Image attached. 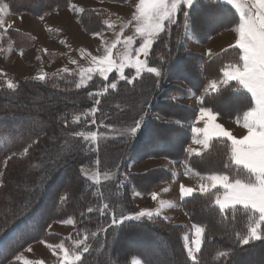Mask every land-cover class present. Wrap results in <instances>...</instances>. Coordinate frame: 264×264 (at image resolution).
I'll return each mask as SVG.
<instances>
[{
    "label": "trees",
    "instance_id": "1",
    "mask_svg": "<svg viewBox=\"0 0 264 264\" xmlns=\"http://www.w3.org/2000/svg\"><path fill=\"white\" fill-rule=\"evenodd\" d=\"M5 2L12 14L40 17L68 8L71 0ZM84 10L76 17L83 32L110 29V12ZM186 11L191 35L203 45L238 23L237 12L220 0H195ZM183 19L178 13L176 22L168 24L152 45L149 66L162 68L159 78L144 72L128 83L113 71L107 81L95 74L86 86L76 88L80 76L75 69L49 72L45 81L0 71V139L4 140L0 143V264L19 257L33 243L63 242L75 248L74 242L85 235L89 251L77 264H131L135 259L141 264H193L185 248V226L157 215L127 218L137 212L132 193L148 195L170 181L172 173L163 167L131 172L129 164L164 157L180 160L200 174L242 176L230 165V141L225 138L211 139L201 154L188 153L191 134L181 123L194 121L197 110L174 97L195 95L198 108L208 107L228 120L242 119L251 97L235 81L204 93L209 81L220 79L225 67L238 60L239 50L227 47L207 58L188 49L183 44ZM5 34L17 51L38 42L34 35L11 27ZM45 54L49 59L59 57L52 51ZM125 75L134 76V71L127 69ZM113 77H117V89L105 92ZM8 80L15 89L7 88ZM76 117L80 119L74 122ZM135 120H141L142 128L129 137L126 129ZM88 131L97 132L96 141L76 135ZM84 168L100 172L101 184L87 179ZM105 172L109 179H104ZM215 192H194L181 200L191 224L205 228L196 253L198 264H264V238L242 244L238 235L247 234V214L239 207L221 213L214 205ZM105 203L109 209L101 214ZM89 207L92 212L87 211ZM68 218L75 221L68 234L49 231L51 223ZM221 252L228 255L222 257Z\"/></svg>",
    "mask_w": 264,
    "mask_h": 264
},
{
    "label": "snow or ice",
    "instance_id": "2",
    "mask_svg": "<svg viewBox=\"0 0 264 264\" xmlns=\"http://www.w3.org/2000/svg\"><path fill=\"white\" fill-rule=\"evenodd\" d=\"M226 2L233 6L238 13V24L234 29L237 33V39L233 45H230V48L239 50L238 60L230 62L225 67L222 81L212 80L209 87L215 92L219 90L221 83L227 84L230 81H235L247 94H250L251 106L242 114V127L246 129V134L241 138H237L221 124L216 123L217 113L204 106L200 107L196 121L197 123L203 121L204 126L193 127L192 132L197 134L194 143L203 144L205 148L209 146V141L213 137H224L231 142L229 149L230 165H234L237 172L242 173V176L230 178L229 175L224 173L201 176L202 180L210 181V184H201L199 190L201 193H210L213 189L216 190L214 205L218 206L221 213L235 212L239 207L247 214V234L238 235V239L242 244H248L251 240L264 238V0H226ZM193 3L194 0H138L132 19L121 27L122 34L129 25H134V34L124 37L123 40L118 34L116 40L104 48L105 54L103 56H91L94 66L79 70L80 82L75 85L76 88L86 86L87 81H91L93 75L97 73L107 81L109 73L113 70L118 74L119 80H125L128 83H132L144 72L154 74L157 78L161 77V67L149 66L148 58L152 45L159 39L160 34L166 30L168 24L176 22L178 13L183 14L185 27L187 28L189 12L185 9L191 8ZM69 8L73 12L85 11L74 4H69ZM8 12L9 4L5 0H0V36L7 31V27H10V25L6 27L5 21ZM108 26L110 28L114 27V22ZM93 35H100V33H93ZM137 38L139 39V46L134 47ZM121 43L124 45V51L114 58L113 49ZM0 51H4V49L0 48ZM8 51H11V46H9ZM209 55H211L210 51ZM71 62L76 63L74 60ZM126 68L135 69V75L126 76ZM63 71L68 72V69L65 68ZM35 79L45 81L46 74L37 75ZM117 86V77H113L112 81L104 86V91L106 92L109 88L115 90ZM15 87L16 85L12 80L7 81L9 90L15 89ZM96 103L99 104L100 101L96 100ZM201 104H203L202 100ZM90 114L94 115V112ZM79 119V117H76L74 122L79 121ZM237 122L241 123V118H238ZM177 123L180 122L177 121ZM141 128V120H135L126 129V134L129 137H135ZM200 134H202L203 139L199 138ZM76 135L83 137L86 141H96L98 136L95 131L79 132ZM3 142L4 140L0 139V143ZM23 151L27 153L28 148H24ZM190 151L194 150L190 149ZM103 176L105 179L110 178L107 172L103 173ZM87 179L93 184L99 185L101 184V173L98 171L93 172ZM164 191H168V189H164ZM193 191L194 189L191 187H186L183 184L180 186L182 198L191 196ZM157 195L155 192L151 193L154 201L157 200ZM168 206L174 205L169 202ZM107 209H109V205L105 203L100 210L101 214H104ZM87 211L92 212L93 209L89 207ZM159 214L160 209H157L155 213L145 209L137 213L134 218L139 219L145 216L151 218L153 215L158 216ZM116 222L113 219V223ZM62 223L74 224L75 221L68 218ZM193 228L194 239L191 240L190 245L186 243L185 247L193 264H198L196 253L201 250L205 228L200 225H193ZM92 235L95 236L96 233H92ZM184 239L187 241L189 237L186 235ZM87 240V235L83 239H77L74 242L75 248L66 247L63 242L48 243L47 247L54 250V255L55 249H59L63 253L61 264H77L81 261L83 253L89 251L86 244ZM41 242L44 243V241ZM219 255L223 257L228 253L221 252ZM17 259H22V257H17ZM23 264H43V261L23 260Z\"/></svg>",
    "mask_w": 264,
    "mask_h": 264
},
{
    "label": "rangeland",
    "instance_id": "3",
    "mask_svg": "<svg viewBox=\"0 0 264 264\" xmlns=\"http://www.w3.org/2000/svg\"><path fill=\"white\" fill-rule=\"evenodd\" d=\"M220 1H223L224 3L228 4L226 0H220ZM137 3L138 0H129L128 2L125 3H116L106 0H71L70 4H74L78 8H83V9L103 8L111 13L112 16L108 22V25L114 22V27H111L109 30L101 32L100 35H95V36L93 34L85 33L79 28V25L76 21V17L77 14H79L80 12H73L69 7L68 8L70 9L69 10L70 13L71 14L76 13L75 16H72L71 14L68 13V11H66L68 8L64 10H60L58 14L56 16L53 15V17L50 14L43 15L42 16L43 19H41V17L33 16L28 13H19L13 15L12 13L10 14L8 12V14L5 16L6 27L7 25H10L11 28L18 30L21 29V31L34 34V36L38 41V45L34 46L33 48L29 49L27 52L23 53L22 57H17V55L13 54L16 52L12 48L11 51H8L9 46H11L10 40L7 37V35L4 33L2 36H0V48L4 49V51H0V71L3 72L4 70H8L9 72L17 74L19 76L27 75L29 77H36L37 75L46 74L47 72H53L55 70L74 68L79 74V70L81 68L94 66L91 61V56H103L105 54L104 48L108 44H111V42L116 40L118 34L120 35L121 40H123V38L126 36L134 34V25H129L122 34H121V27L123 24H126L128 21L132 19V14L135 11V5ZM231 7L235 10L233 6ZM188 9L189 8H186L185 10ZM207 19L210 20L209 17H207ZM187 25L188 26L186 28L185 18H184L183 19L184 45L186 41H188L187 43L190 44L194 40V38L191 35L189 19L187 21ZM235 27L228 30H223L222 32L216 34L215 36L219 35L218 38L212 40L210 44L203 45L195 40L196 42L194 43V46L192 44L190 46L193 49L188 48L186 45L185 46L188 49L197 51L202 55L205 54L208 56L207 58H209L216 52L224 48L230 47V45H233L235 43V40L237 39V33L234 30ZM188 32L191 36L190 38L193 40L186 38ZM138 46H139V39L137 38L134 47H138ZM45 50L56 51V53H58L59 55L57 61L56 59L50 60L45 54ZM123 51H124V45L122 43L118 44L117 47L113 49V57L116 58L118 54H122ZM209 51L211 52V55H209ZM5 58H7V60H5ZM141 59H143V57H141ZM73 60L76 61V63H72L71 61ZM127 69L128 68H126L125 71ZM132 70L134 71V75H135V69ZM96 75H98V73ZM223 79L224 76L222 74V77L217 81L219 82L222 81ZM211 81H209L206 87L204 88L205 92L207 93L210 91L213 92L209 87ZM225 85L226 84L221 83L219 85V88ZM198 116H199V111L197 112V117L195 118L194 125L190 127L191 132L193 127L204 126L203 121H200L199 123L196 122ZM216 123L221 124L226 130L230 131L237 138H241L243 135L246 134V129L242 127V122L239 124L233 120H226L219 118L217 116ZM196 138H197V134L193 133V136L191 135V141L188 146L189 154L202 152L201 146L197 143H194V140ZM199 138L203 139L202 134L199 135ZM213 138H218V137H213ZM220 138H224V137H220ZM190 149L194 151H190ZM159 161L165 162V158L159 159ZM134 166H136L135 163L131 164L130 170H132ZM178 167H180L179 164ZM83 170L87 177L91 175L93 172H97V170L94 168L93 169L84 168ZM187 171H189V173H192V175H190L189 177H185L180 181V182H187V181L190 182V184L184 186L199 190L201 184H210V181L201 179V176H207V175H197L188 168ZM195 192H200V191H195ZM155 208L156 210L159 209L157 208V205H155ZM139 212L140 211H138V213ZM136 214L137 212L134 214H128L127 218L132 217L128 219H136L134 218ZM71 228H72V224L53 222L49 226V231L68 233L71 230ZM187 236L189 237V239L186 241V243L190 245L191 240L194 239V235L191 230L189 233H187ZM47 244L48 243L45 242L42 243L41 241L31 244L28 246L29 248L26 247L19 255V257H22V259H17V258L14 260L12 259L7 264H23V260H28L32 262L43 261V264H61L63 253L59 249H55V255H54L53 254L54 250L49 249L47 247ZM29 249H31V251H29ZM134 262L135 264H141L139 259H135L134 261H132L131 264H134Z\"/></svg>",
    "mask_w": 264,
    "mask_h": 264
},
{
    "label": "crops",
    "instance_id": "4",
    "mask_svg": "<svg viewBox=\"0 0 264 264\" xmlns=\"http://www.w3.org/2000/svg\"><path fill=\"white\" fill-rule=\"evenodd\" d=\"M67 9V8H65ZM61 10H64V9H61ZM70 9L68 8L66 11H68L69 14ZM60 10H56L55 12H52V13H48L50 15H57L58 12ZM10 13V12H9ZM11 14V13H10ZM19 14V13H18ZM48 14H44V15H48ZM15 15V14H13ZM72 16H75V14H71ZM43 16V15H42ZM40 16V17H42ZM77 21V20H76ZM80 28V27H79ZM21 30V29H20ZM186 31V30H185ZM32 34V33H30ZM34 35V34H32ZM219 36V35H218ZM218 36H213L209 43L207 44H210V42L212 40H214L215 38H218ZM190 34L189 32L187 33L186 35V38L188 39H191L190 38ZM193 40V39H191ZM188 41H186L185 45L188 47V48H191V44L194 46V43L196 42L195 39L193 40L192 43H187ZM199 44V43H198ZM207 44H204V45H207ZM11 45V43H10ZM38 45V42L37 44H35L34 46ZM33 46V47H34ZM31 47V48H33ZM12 48V46H11ZM29 48V49H31ZM13 49V48H12ZM28 49V50H29ZM193 49V48H191ZM225 49V48H224ZM16 53H13L15 55H17V57H22L23 54L21 53H25L27 52L28 50L26 51H17L15 49H13ZM223 50V49H222ZM47 51H50V50H47ZM221 51V50H220ZM52 52H56V51H52ZM219 52V51H218ZM46 53V52H45ZM217 53V52H216ZM205 57H208L207 55L203 54ZM214 55V54H213ZM211 57V56H210ZM58 59V58H57ZM56 59V61H57ZM5 60H7V58H5ZM50 60H53V59H50ZM6 63V62H5ZM8 65V64H7ZM9 67V66H8ZM71 69H74V68H71ZM71 69H68V70H71ZM10 70V68H9ZM76 70V69H75ZM49 73V72H47ZM46 73V74H47ZM27 76V75H25ZM208 84V83H207ZM206 84V85H207ZM205 85V87H206ZM221 88V87H220ZM219 88V89H220ZM204 93H207L205 92V89H204ZM208 93H211L208 92ZM174 99L186 106H189L191 108H194L197 110V112L199 111L200 108L197 107L198 105V102H199V98L196 97L195 95H188V96H185V97H180V96H175ZM220 118V117H219ZM223 119V118H222ZM228 120V119H226ZM235 121L236 123H238L237 121L238 120H233ZM194 121H191V122H182L181 124L190 132V134L193 136V133L190 131V127L192 125H194ZM241 122H242V119H241ZM240 124V123H239ZM220 138V137H218ZM213 139V138H212ZM226 139V138H225ZM191 141V140H190ZM189 141V143H190ZM211 141V140H210ZM209 141V143H210ZM189 143L187 145V151H188V146H189ZM201 146V149H202V152H204L207 148H204V145L203 144H199ZM202 152L198 153V154H201ZM197 153H192V155H198ZM164 157H159V158H147L145 159L144 161L142 162H130L131 164H136V166L133 167L132 170H130V166L131 164H129V171L131 172H141V171H144V170H148L150 168H154V167H163L165 168L166 170L170 171L173 175V178L170 180V181H167V182H163L161 184H159L152 192H155L157 193V200H153L152 199V196H151V193L148 194V195H141L139 194L138 192L134 191L132 193V197H133V200L134 202L136 203L137 205V213L138 211H142L143 209H149L151 210L153 213L156 212V208H155V205H157V208L160 209V214L158 216H161L162 218H164L165 220H167L168 222L170 223H173V224H180V225H183L187 228L185 234H184V237L187 235V233L190 232V230L192 231V233L194 234V228H193V224H191V222L189 221V218L187 217V215L182 211L181 209V200L185 197H181V192H180V186L181 184L183 185H187V184H190L189 181L187 182H180L182 179H184L185 177H189L190 175H192V173H189V171H187V168L191 171H193L194 173L197 174V172H195L193 169L189 168L184 162L180 161V160H171V159H168V158H165V162H162V161H159V159H162ZM168 160V161H167ZM178 164L180 167H178ZM180 164H183V165H180ZM187 173V174H186ZM199 175H209V174H200ZM196 181V179H195ZM164 189H168V191H164ZM194 191H200V190H196L195 188H193ZM188 197V196H186ZM163 202V203H161ZM169 202H171L174 206H171L169 207L168 204ZM62 223V222H60ZM72 228H73V224H72ZM71 228V229H72ZM71 231V230H70ZM69 231V232H70ZM56 233H60V232H57L55 231ZM68 232V233H69ZM68 233H60V234H68ZM193 240V239H192ZM184 242L186 244V240L184 239ZM37 243V242H36ZM34 244V243H33ZM29 248V247H28ZM16 259V258H15ZM14 260V259H13ZM10 262V261H9ZM8 262V263H9Z\"/></svg>",
    "mask_w": 264,
    "mask_h": 264
}]
</instances>
